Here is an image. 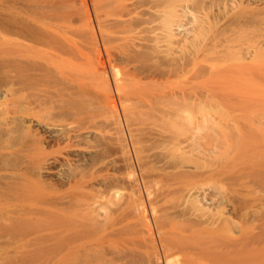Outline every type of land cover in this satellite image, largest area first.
<instances>
[{"label":"rangeland","instance_id":"374dc122","mask_svg":"<svg viewBox=\"0 0 264 264\" xmlns=\"http://www.w3.org/2000/svg\"><path fill=\"white\" fill-rule=\"evenodd\" d=\"M131 1L133 2V0H111L106 4L103 11H118L120 7H123L122 5H127ZM243 1L254 6L255 11L261 17H258L256 23L251 24L248 30H241L238 33L241 37L235 34L236 36H233L235 40H232V45L230 43L229 46L232 47L233 51L241 52L247 48L252 50L258 46L264 50V0ZM177 2L175 1V5H177L178 11H185L186 16L184 17L190 20L191 13L186 7L187 2L183 1L182 3L181 0ZM32 3L34 5L33 11H45L47 15H51L52 25L55 27L53 28L68 39L67 44L59 47L64 53L74 55V58L76 55L77 57L80 55L79 62L84 63L77 64H82L83 68L89 60L90 62L94 61L96 49L99 47L102 49V46L97 48L101 41L99 38V41L96 39L99 42L97 44L94 42L95 40H92L88 34L87 23L89 19L93 18L94 28H97L94 12L101 14L102 9L97 7L96 10L92 0H32ZM97 3L100 4V1ZM97 6L99 5L97 4ZM227 7L229 8V6ZM141 8L146 9L147 7L142 6ZM86 10L92 11L89 17L87 16L88 11L85 12ZM191 11L193 10L191 9ZM213 11H217V8L214 7ZM109 14L110 12H108L107 18L110 16L113 18L112 14ZM85 16L88 18L87 20ZM186 26L189 27L190 24ZM237 35L239 36L238 39L235 38ZM89 39L95 43V46ZM101 49L99 50L101 51ZM81 56L84 57L83 61H81L83 59ZM112 63L114 64L107 66L106 73L109 72L107 76L112 78V80H108V82L111 81L109 83L112 89L111 93L119 100L114 79L124 77L126 66L120 60H113ZM78 65L77 68L80 69ZM75 68L72 72L78 70ZM81 73L84 74L82 71L72 74L70 72L68 77L62 75L54 83L53 81L43 82L47 86H44L45 89L43 85V88L40 86L42 94H49L48 91L50 90V94L53 95V102L50 103L49 101L45 105H34L36 100H34V96L37 95L30 88L29 90L26 88L24 91L18 90L11 96L12 99L8 95L7 101H5L7 97L0 95V102L8 103L11 100V104L8 105L18 107L15 109L10 106L22 118L23 124H29L33 132H38L42 136L45 133L46 136H44L43 148L36 149L34 148L36 144L29 148L26 147V143L24 144L23 141L25 137L22 134L19 135L21 131L16 130L6 136L0 135V264H72L74 255L72 247L75 239L72 222H74L73 212H77L75 204L85 197L86 200H88L87 197H90L89 199L92 198L102 204V212L107 209L105 212L107 215L109 207L116 209V203L114 205L112 202V199H116L112 197L114 191L118 192L117 198L128 192L138 193L142 197L148 220H151L150 223L153 221L152 224L157 218H161L158 217L159 214H162L163 218L166 212L169 215L174 212L173 214L183 216V213L178 212L181 210V204H185V197L188 195L200 196L204 193L209 197L207 202H203L204 204L207 203L205 206H207V213L209 214L205 213L206 216H202V218L193 211V216L196 215L201 219L213 217V222L216 219L215 224H221L223 220L220 227L225 228L227 226L225 230H228V226H232L230 227L231 231L230 229L229 231L234 236L240 235L242 237L243 232L244 235L258 230L264 233L262 229L264 226V79L260 82L261 92L258 90L260 85L258 83L253 89L251 99L238 109L221 106V98L216 101L208 99L206 106L202 107L199 112H185L182 115L178 112L174 115L171 112L172 114L167 115L169 119L162 115L158 117L159 111L140 113L135 109L124 110L119 113L120 124H117L111 122L112 120L108 116L105 117L103 92L93 89L89 85L90 82L85 81L88 78H85V74L82 77ZM61 78L63 82H61ZM63 78L69 81H64ZM58 79L61 83L59 82L60 85L58 83L59 88L57 87L58 89H55V93L52 94L51 91L53 92L55 82ZM82 79V87L78 89L77 87L81 86L79 81ZM3 80L0 78V90L5 87L2 83L6 84V81ZM72 80L73 84H71ZM67 81L69 88L68 86L65 87L68 90L66 92L61 84ZM86 83L88 84L86 85ZM52 84H54V88ZM77 84L79 86H72ZM128 84L126 81L124 86L126 89L129 88ZM84 85L87 87L85 88ZM60 87L61 92H59ZM62 90L65 91L66 97L63 96ZM68 92L69 94H67ZM256 92H260V94L257 95ZM132 94L122 96L127 100L125 101L126 104L134 102L135 98ZM67 95L72 96H68V98ZM67 101L68 107L71 106L72 108H70V112L65 110V114L66 105L64 106L63 103L66 104ZM27 109L31 113L28 114ZM15 112L12 114L14 115ZM32 112H37V115ZM170 119H175V122ZM180 119L183 121L185 119V124L178 125ZM66 127L71 133L73 131L76 134L79 132L77 137L75 136L69 141L71 147L67 145L68 140L58 139L59 142L49 140V134H60ZM168 128H171L169 130H173L180 139L183 136H196L192 141L190 140L186 144L182 143L184 148L182 149L183 152L180 153L174 149L172 142L156 140L159 134H168ZM122 142L126 146L128 164L123 160L120 146ZM29 150L34 156H29L31 155ZM177 164L179 165L177 166ZM70 167L75 169L73 172L76 173L75 176L70 173ZM129 170L133 172V177H128L127 172ZM18 171L19 173H17ZM105 173L106 176H109L108 178L104 176ZM95 177H97L98 182L95 181ZM99 179L101 182L103 179L106 183L99 182ZM131 185L133 188L130 187ZM117 200L119 205L120 198ZM117 200L113 201L117 202ZM104 203L106 207L108 206L107 208L103 205ZM73 206L76 211H73ZM133 207L135 208L133 204L127 206L128 211L125 213H129V215L126 214L128 219L135 217L131 214L134 210ZM259 207H263V209L260 208V210ZM125 208L124 210H126ZM176 215L173 216L180 219ZM187 215V217L184 215V219L192 216L191 210L189 213L187 212ZM224 215L226 216L224 217ZM167 216L165 218H167V222L170 221L169 226L178 223V219L175 217L174 219L171 216L172 219L170 220L171 217H169L168 220ZM124 217L125 223L120 221L125 224L126 228L123 227L122 222H119L120 226L122 225L121 229H124L122 232L124 234L120 233L119 230L112 232L111 228L109 232L112 233L107 232L105 225L112 227L114 224L111 225L113 220L110 218V225H107L109 219L105 217L108 219L107 223L105 221L103 226L100 225L102 227L98 226L90 236L88 235V240L92 237L96 238L101 242L100 244L98 240L95 241L98 246L102 245L103 247L102 252L104 253L100 252L101 250L100 253L98 252L101 257L98 258V261H103V256V259L110 256L108 253L109 244L114 246L113 242H116V246L120 247L127 243L128 246L125 245L126 247L131 246L132 241L128 239L131 238L133 232H130L131 235L129 236L128 231H131L129 227L132 226L135 231L139 225H136L135 218L133 222L132 219L129 221L133 223L130 225L126 221L127 217ZM198 217L197 219H199ZM223 217L229 219V225L226 222L227 219ZM181 218L183 219V217ZM159 220L163 221L162 219ZM119 224H115L113 229ZM128 228L129 230H127ZM154 229L156 230V227ZM152 230L151 233L155 231L152 232ZM229 231L228 234L231 236ZM157 233V231L154 232V236L151 235V237L153 241L158 242L156 246L159 245L157 249L161 252L162 248H159L161 246ZM111 234L113 235L111 236ZM139 234L144 233H138V237L136 235L133 237H144L139 236ZM146 236H148L147 233ZM143 241L145 242L144 238L142 243ZM95 242L93 241V243ZM175 253H172L174 257L173 255L169 257L171 261L177 258V252ZM164 260L160 257V264H165ZM123 261L115 260L112 264H125L126 262L123 263Z\"/></svg>","mask_w":264,"mask_h":264},{"label":"bare ground","instance_id":"6f19581e","mask_svg":"<svg viewBox=\"0 0 264 264\" xmlns=\"http://www.w3.org/2000/svg\"><path fill=\"white\" fill-rule=\"evenodd\" d=\"M98 1H100V4L97 3ZM110 1L92 0L93 7L96 10L99 7L102 11ZM175 1L177 2L178 0H133V2L127 3V5H122L123 7H120L118 11L106 10L101 12V14L94 12L97 28H94L93 18L90 17L92 19H89L87 23L89 29L88 34L97 44L99 43L98 38L100 39L101 44H98V46L96 44V46L97 48L102 46V49L101 47H99L101 51L96 49L94 47L95 43L89 39L94 43L93 47L96 49V53H94V61L90 62L89 60L83 68L82 64L78 65L79 63H84L79 62L80 55L78 57L76 55L74 58V55H67L59 48L60 45L67 44L68 39L54 29L51 15H47L45 11H33L34 5L32 0H0V78L6 81V84L2 83L5 87L3 86V90H0V95L7 97L5 100L7 101L8 95L11 97L18 90L24 91L26 88L27 90L30 88L37 95L34 96V100L36 99L34 105H45L49 101L50 103L53 102V95L50 94V90L48 91L49 94H42V85L43 87L47 86L45 83L50 81L54 83L62 75L68 77L70 72L72 74L77 71H82L85 74V78H88L85 81L90 82L89 85L93 89L102 91L104 94L103 108L106 112L105 117L108 116L112 120L111 122L117 124H120L119 113L128 109H135L140 111V113L145 111H159V115L157 113L158 117L162 115L164 118H168L167 115L171 112L174 115L177 112L180 115L185 112H199L202 107L206 106V100L208 99L216 101L221 98L222 102L220 105L225 108L238 109L242 107L251 99L255 85L260 84L264 79V50L258 46L252 50L247 48L242 52L233 51L229 45L230 43L232 45V40H235L233 36H236L235 34L240 33L241 30H248L250 25L256 23V19L261 17L260 14L255 11L254 6H250V3L244 2L243 0H181L182 3L183 1L187 2L186 7L187 9L189 8L191 13V19L188 20V18L184 17L186 16L185 11H178ZM142 6L148 9L141 8ZM220 6H223V8H220ZM214 7L217 8V11H213ZM90 12H87L88 17L91 15ZM108 12L112 14L113 18H110L111 16L107 18ZM187 24L188 26L190 24V26L187 27ZM238 35L235 38L238 39L239 36L241 37V35ZM83 60L84 57L81 61ZM113 60H120L126 66L124 77L114 79L116 94L119 93V100L111 93L112 89L109 84L111 81L108 82V80H112V78H108L107 73L109 72L106 73L107 66L114 64L112 63ZM77 65L80 66V69L77 68ZM74 68L78 70L72 72ZM84 74H82V77H84ZM59 80L55 82V88L54 84H52L54 88V90L51 89L53 90V92L51 91L52 94L55 93V89L59 88ZM68 81L66 82L67 85L64 82V86H62L64 84L62 83L61 87L67 88L68 86L69 88ZM81 81L83 79L79 81L80 84ZM126 81L129 83L128 89L124 87ZM61 82H63L62 78ZM71 82V84L74 83L73 80ZM72 86L77 87L79 84ZM61 87L59 92H61ZM81 87L82 84L77 88L80 89ZM84 87L86 88L87 86L84 85ZM261 89L260 84L258 90L261 92ZM63 90V94L65 91H68L67 89L65 91ZM260 92H256L257 95ZM130 93H134L132 96L134 95L135 100L132 103L126 104L125 101L127 100L122 96L130 95ZM72 95H67V97H71ZM63 96L66 97V94ZM56 99L58 100V97ZM5 101L3 103L0 102V105H2L0 107V135L6 136L18 130L21 131L19 135L22 134L25 137L26 141H23L24 144L26 143L27 148L32 147L34 144H36V147L34 146L36 149L43 148L45 133L42 136L38 132H33L30 129L31 126L29 124H23L22 118L15 112V109L18 107L15 108V106L10 105L15 109L11 108L8 105L9 103L11 104V100L8 103ZM67 104L68 101L66 104L63 103L64 106L66 105L64 113L71 111L70 108L72 107H68L69 105ZM31 107L33 108L34 106ZM11 110L17 114V117L15 113L14 115L12 114ZM29 112L31 113V111H28V114ZM172 120V122H175V119ZM179 121L177 124L182 125L185 124L184 121L186 120L184 119L183 121V119H180ZM169 129L171 128L167 129L168 134L161 133L156 140L159 142H172L174 149L180 153L183 152L182 149L184 148L182 143L184 142L186 144L196 136H183L180 139L175 135L176 133L173 130ZM73 132L72 134L69 128L67 130L66 127V129L63 128L60 134H49V140H68V143H66L69 145V141L79 135L78 129V135L75 131ZM133 134L135 135V133ZM133 139L135 140V138ZM120 144L123 160L128 164L127 159L129 158L126 155L125 143L122 142ZM29 156L34 155L31 154ZM74 171V168L70 169L71 174H74ZM127 174L129 178L134 175L131 170ZM106 175L105 173L104 176ZM108 177L106 176V178ZM96 178L95 181L98 182ZM105 181L102 179L103 183ZM99 182H101L100 179ZM130 187L133 188L132 185ZM136 194L128 192L127 194H123L122 197L120 195L118 205V192L114 191L112 197L116 199H112V202L113 204L116 203V205L114 204L116 209L109 207L110 212L108 211L107 215L105 214L107 209L105 212H102V204L92 198L89 199L90 197H87L88 200L85 197V199H81V201L75 204L77 212H73L74 222H72L73 227L71 226L72 231L74 230L73 236L75 238L72 247L74 249L72 264H112L115 260H125L123 263L126 262L127 264H160V257H162V260L165 259V264H264V233L258 230L244 235L243 232L242 237L240 235L234 236L230 232V227L232 226H228V230H225L227 226L225 228L223 226L220 227L223 220L221 224H215L216 219L213 222V217L211 219H209L210 217L201 219L202 216H206L205 213L208 210L207 206H205L207 203H203L209 200L206 194L203 193L200 196L188 195L185 197V204H181L182 208L180 207L181 210L178 212L183 213L187 217V212L189 213V210H191L192 216L195 212V214L201 216L200 218L195 215L184 219V215H176L173 214L174 212L169 215L165 211L166 214L162 212L164 214L163 218L162 214L158 215V217H161L159 219L163 221L159 220L157 216H154L157 218V223L154 221V224H152L153 221L150 223L151 220H148L144 211L142 197L138 193ZM113 200H117V202ZM130 204L135 206V208L133 207V212L130 213L135 216L133 217L135 218L136 225H139V228L134 227L135 231L132 226H128L131 230L128 231L129 233L127 232L129 236L131 235L130 232H133V235L130 236L131 238L128 239L132 241L131 246L126 247L128 246L127 243L125 244L126 246L124 245L125 248H123V245H121L123 247L116 246V242H113L115 245L112 246L109 244L110 250H107L110 256L105 258L106 260L103 259V256V261H98V258H101L98 252L100 250L102 252L103 247L102 245L98 246L95 242L98 240L96 238L92 237L93 240H88V235L90 236L98 226H103L105 221L107 223L108 219L109 223L110 218L113 220L111 225L113 223L114 226L107 227L105 225L107 232L111 228L112 232L119 230L122 233L124 229H121V226L123 225L125 227L123 217L129 215V213L125 212L128 211L130 206L128 208L127 206ZM75 207L73 206V211H76ZM107 207L105 205V208ZM260 208L263 209V207ZM130 209L132 208L130 207ZM210 210L212 209L210 208ZM175 213L177 212L175 211ZM173 215L179 216L181 220ZM166 216L168 220L171 216L173 218L175 217L178 219V223H173L169 226L170 221L167 222ZM105 217H108V219ZM227 217L229 216L227 215ZM227 217L224 219H227ZM134 218L128 219L127 217L126 221L129 222L132 219L133 222ZM228 221L229 219L226 221L227 224ZM119 222L123 224L120 226ZM108 223L107 225H110ZM115 224L119 225L113 229ZM129 224L131 225L133 223L129 222ZM155 227L156 230L154 229ZM262 229L264 230V226ZM127 230L125 229V232ZM151 230L152 232H158V241H160L159 244L161 246L159 248H162L161 252L157 249L159 245L156 246L158 242L156 241V243L152 240L151 235L154 232L151 233ZM228 231L231 236H229ZM142 232L144 234H139V236H144L145 242L143 241V243V238L133 237L134 235L138 237V233ZM146 233L148 236L145 237ZM98 243L101 244L99 240ZM169 251H173L172 253L177 252V258L175 257L176 259H172L171 261L169 257L173 254H170Z\"/></svg>","mask_w":264,"mask_h":264}]
</instances>
